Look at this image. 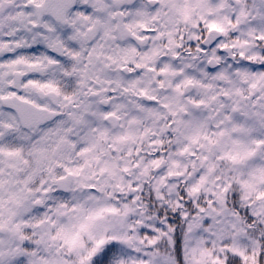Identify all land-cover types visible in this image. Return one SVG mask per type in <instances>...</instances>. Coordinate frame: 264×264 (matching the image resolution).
<instances>
[{"label":"snow or ice","instance_id":"1","mask_svg":"<svg viewBox=\"0 0 264 264\" xmlns=\"http://www.w3.org/2000/svg\"><path fill=\"white\" fill-rule=\"evenodd\" d=\"M0 264H264V0H0Z\"/></svg>","mask_w":264,"mask_h":264}]
</instances>
